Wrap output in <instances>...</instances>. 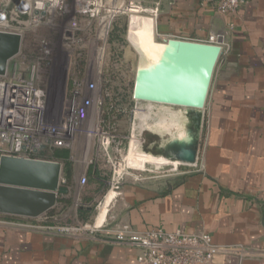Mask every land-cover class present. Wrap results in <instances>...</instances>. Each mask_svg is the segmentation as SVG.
I'll list each match as a JSON object with an SVG mask.
<instances>
[{"label":"crops","instance_id":"1","mask_svg":"<svg viewBox=\"0 0 264 264\" xmlns=\"http://www.w3.org/2000/svg\"><path fill=\"white\" fill-rule=\"evenodd\" d=\"M157 32L160 40L207 42L219 36L222 53L203 110L202 166L186 174L126 180L119 202L110 206L108 224L124 222L138 232L205 233L214 245L239 248L217 255L215 264H264V0H249L227 15L215 11L214 0H161ZM72 168L69 190L79 180V166ZM95 171L104 181L94 167L87 179ZM90 186L89 195L100 191L97 182ZM136 255L97 235L0 227V264H136Z\"/></svg>","mask_w":264,"mask_h":264},{"label":"built area","instance_id":"2","mask_svg":"<svg viewBox=\"0 0 264 264\" xmlns=\"http://www.w3.org/2000/svg\"><path fill=\"white\" fill-rule=\"evenodd\" d=\"M248 3L249 0H214V8L219 15H227L236 13ZM69 4H74L80 16L99 21L97 34L103 44L99 48L102 51L113 22V17L109 19L111 8L102 0L0 2V31L21 35L24 29H18L16 25L25 24L30 28L50 13L66 10ZM108 20L110 27L103 37L101 27ZM69 27L72 33L76 31L75 22ZM218 39L219 36L211 35L206 43L216 44ZM109 83L100 71H96L92 80L84 84L73 80L68 89L51 93L35 83L32 71L29 76L16 67L8 71L0 77V157L52 161L45 158L51 150H66L68 161L79 166L78 184L81 186L86 184L90 167L98 168L101 175L108 178L109 188L115 190L127 178L141 182L164 177L152 176V166L136 170L127 165L126 159L134 151L151 154L144 150V133L152 131L138 128L139 116L148 112L155 117L168 106L135 101L131 96L128 102L121 93L113 94ZM126 113L129 129L125 135L119 129L118 119ZM59 184L66 185L63 174ZM0 227L67 237L86 233L97 235L110 243L135 249L136 264H215L217 255L239 252L237 247L214 245L205 233L165 232L162 229L138 232L127 223L111 225L106 220L98 228H92V225L80 228L61 224L58 217L47 214L35 219L0 215Z\"/></svg>","mask_w":264,"mask_h":264},{"label":"rangeland","instance_id":"3","mask_svg":"<svg viewBox=\"0 0 264 264\" xmlns=\"http://www.w3.org/2000/svg\"><path fill=\"white\" fill-rule=\"evenodd\" d=\"M5 1L7 0H0V2ZM102 1L109 8L113 7V22L107 43L102 51L99 48L103 44L99 41L98 38L100 36L97 34L99 21L80 16L77 14L74 4H69L66 10L52 12L42 22L32 25L30 28L25 24L16 25L18 29H24L21 34L22 45L19 55L10 62L8 71L11 72L16 67V69L27 76L32 71L35 83L51 93L60 90L64 91L66 87L68 89L73 80L84 84L92 80L93 73L100 71L110 81L109 85L111 90H113V94L121 93L129 102L139 57L137 58L136 53L131 49L130 43L127 40L130 17L126 11L122 12L119 8L125 9L128 8V4H132L141 8V10L140 8H136L137 12H141V16H154L155 40L160 42V39L157 38V21L159 1L161 0ZM111 16L112 13L109 15V19L112 18ZM73 22L76 24V31L74 33L71 32L69 27ZM109 23L108 20L102 26L101 36L104 37V32L108 29ZM127 103L125 105L127 108H130ZM176 114L180 115L179 120H175ZM189 116L190 112L188 110L166 107L161 119L149 122V130L152 132L144 133L146 141L144 150L155 156H163L169 150V146L173 144L174 137L179 136L180 143L188 141L191 133L195 131L192 122L187 120ZM118 125L121 133L126 135L129 129L128 113L118 119ZM195 125L198 126L197 121H195ZM159 131H161L162 137L157 135ZM205 132V119H203L198 133V152L195 165L178 166L176 171H173L171 165L161 167L159 171L152 169L151 171H154L152 176L168 177L200 170L206 138ZM131 166L141 168L137 161L132 162ZM149 166L158 167L154 165ZM134 173H138V171H134ZM129 179H124L122 185ZM104 181V187L96 194L89 195L91 193L89 191L91 186L87 179L85 185L73 184V187L70 190L68 189L67 195L59 197L70 200V205L65 210L62 211V207L58 203L53 209L60 213L59 217L62 218L60 223L83 228L84 226H91L95 221L96 226H98V216L100 209L104 205L102 203L98 210L97 206L110 189L107 184L108 178H105ZM122 185L117 186L118 188L115 190L116 197L106 207L107 212L109 211L106 217L107 223L110 216L111 204L114 206L121 198ZM84 197L90 198L89 202H86L90 212L85 221L81 220L77 215L78 208L85 200Z\"/></svg>","mask_w":264,"mask_h":264},{"label":"water","instance_id":"4","mask_svg":"<svg viewBox=\"0 0 264 264\" xmlns=\"http://www.w3.org/2000/svg\"><path fill=\"white\" fill-rule=\"evenodd\" d=\"M159 57L146 70L135 71L131 97L135 101L182 108L190 112L197 130L188 141L171 144L163 157L184 165H194L198 133L203 123L209 87L221 56L220 43L209 44L164 38ZM18 33L0 31V77L21 50ZM62 164L54 161L0 157V215L35 219L52 211L59 197L68 194L60 186Z\"/></svg>","mask_w":264,"mask_h":264},{"label":"bare ground","instance_id":"5","mask_svg":"<svg viewBox=\"0 0 264 264\" xmlns=\"http://www.w3.org/2000/svg\"><path fill=\"white\" fill-rule=\"evenodd\" d=\"M136 8H140V7L133 6L132 4H128V8H125V9L119 8V9L122 10V12L126 11L128 13V16L130 17L127 40L130 43L131 48L136 53L137 58L139 57V59H138L139 62L137 64V68L140 71H144L153 62H155L157 60V58L160 55L161 49H162V44H161V42H157L155 40L156 35H155V28H154V16L153 17H143V16H141V12L136 11ZM140 10H141V8H140ZM111 13H112L111 17H113V7H111L109 15H111ZM109 27H110V25H109ZM101 29H102V27H101ZM166 111H168V110H166ZM162 115H163V113H161L155 117H152L151 114L148 112L141 114L139 116L138 128L139 129H142V128L149 129V125H148L149 122H151L155 119L156 120L161 119ZM176 119L177 120L180 119L179 114H176L175 120ZM192 124H193V128L195 130H197L198 126L195 125V122H192ZM157 135L162 137L161 131H159L157 133ZM133 142H134V140H133ZM177 143H180V137L179 136L173 138V144H177ZM126 161H127V165H129L130 167H132L136 170H143L149 165L158 166V167H152L153 169H159L161 167H165L168 165H171L172 168L175 169L179 165H181L180 163H178L176 161L170 162L167 158H165L163 156H155V155L148 154V153L144 154V153H141L140 151L131 152L128 155ZM134 161H137L140 164L141 168L131 166V163ZM115 197H116V191L114 188L110 189L105 194V196L103 197V199L101 200V202L97 206V210L101 206L102 203L105 207V208L103 207L100 209V213L98 216L99 219L97 220L99 222V225L96 226L95 221H94L92 223V228H98L106 220L107 213H108L106 210V207L111 203V201H113V199Z\"/></svg>","mask_w":264,"mask_h":264},{"label":"trees","instance_id":"6","mask_svg":"<svg viewBox=\"0 0 264 264\" xmlns=\"http://www.w3.org/2000/svg\"><path fill=\"white\" fill-rule=\"evenodd\" d=\"M42 155L44 156L46 154L43 153ZM68 157H69V152L66 150H51L45 157L47 160L57 161L62 164V168H63L62 174L66 180L65 188L67 189H69L71 186V179H72V173H73L72 164L71 162L68 161ZM93 181L97 182L100 187V190H102V188L104 187V181L96 171L93 174L92 172L89 173L90 184ZM84 199L85 200L83 201V203L80 205V207L77 210L78 217L83 221L87 220V215L90 212L86 204V202H89L90 198L84 197ZM57 203L62 207L61 210L63 211L70 205V200H67L66 198H59ZM58 215H60V213L56 212L55 210H52L49 213H47L48 217H54Z\"/></svg>","mask_w":264,"mask_h":264}]
</instances>
